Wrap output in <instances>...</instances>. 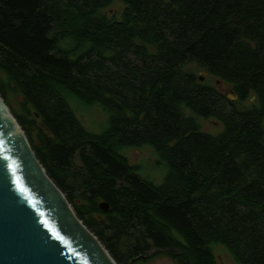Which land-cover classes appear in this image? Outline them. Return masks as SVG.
I'll return each mask as SVG.
<instances>
[{
    "label": "trees",
    "instance_id": "trees-1",
    "mask_svg": "<svg viewBox=\"0 0 264 264\" xmlns=\"http://www.w3.org/2000/svg\"><path fill=\"white\" fill-rule=\"evenodd\" d=\"M112 1L0 0V96L38 162L116 264H264V0ZM142 146L160 184L124 154Z\"/></svg>",
    "mask_w": 264,
    "mask_h": 264
},
{
    "label": "water",
    "instance_id": "water-1",
    "mask_svg": "<svg viewBox=\"0 0 264 264\" xmlns=\"http://www.w3.org/2000/svg\"><path fill=\"white\" fill-rule=\"evenodd\" d=\"M0 264H116L46 175L1 96Z\"/></svg>",
    "mask_w": 264,
    "mask_h": 264
},
{
    "label": "rangeland",
    "instance_id": "rangeland-1",
    "mask_svg": "<svg viewBox=\"0 0 264 264\" xmlns=\"http://www.w3.org/2000/svg\"><path fill=\"white\" fill-rule=\"evenodd\" d=\"M122 8L121 0H113L110 7L105 12L109 15H115V19H119L120 11ZM202 81L214 85L218 90L226 94L229 98L232 94L231 87L220 80L203 72L198 74ZM254 98L246 100L241 103V107H249L253 104ZM75 114L81 121L86 130L90 132H99L106 124V115L103 113L98 105L82 106L76 103ZM189 114V111L186 110ZM201 129L209 134H217L222 131V125L214 120H199ZM131 164L139 165L140 175L153 182L154 184H160L166 174L167 166L164 161H161L154 150L150 146H142L141 148H126L123 150ZM214 257L217 264H234L232 258L227 254L225 248L221 245L213 246L212 248ZM135 264H176L170 257L165 254H156L147 261Z\"/></svg>",
    "mask_w": 264,
    "mask_h": 264
}]
</instances>
